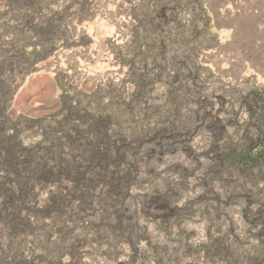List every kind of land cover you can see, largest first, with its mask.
Instances as JSON below:
<instances>
[{
    "label": "rangeland",
    "instance_id": "rangeland-1",
    "mask_svg": "<svg viewBox=\"0 0 264 264\" xmlns=\"http://www.w3.org/2000/svg\"><path fill=\"white\" fill-rule=\"evenodd\" d=\"M9 150L0 264H264V0H0Z\"/></svg>",
    "mask_w": 264,
    "mask_h": 264
},
{
    "label": "trees",
    "instance_id": "trees-1",
    "mask_svg": "<svg viewBox=\"0 0 264 264\" xmlns=\"http://www.w3.org/2000/svg\"><path fill=\"white\" fill-rule=\"evenodd\" d=\"M5 123H6V121L3 122V126L1 127V129H3V127L5 126ZM108 123H109L108 119H105V120L100 121L99 123H97V125L95 127L96 133L94 134L95 138H96V143H95L96 145H98L102 140H104L105 145H106V143H108L106 138H104V134H103V129L106 127V125H108ZM13 138L14 139H13L11 144L13 146H15V147L19 146V143L17 141H15L16 137H13ZM70 141L72 143H75L73 139H70ZM56 143L59 145V141H56ZM56 150H58V149H56ZM107 150H108V146H104V150H101V153L96 154L91 149V152H90L91 159H93L97 155V162L96 163H98V161H104L103 163H105L104 159L108 155V151ZM112 151L116 152V151H118V149L116 147H114L112 149ZM121 152H122V150H120V153ZM4 156H5V161H0V168L5 166L10 171H12L14 173H17V174H20L19 171H18V165H19L20 162L26 161V164L23 167L24 170H25V175H23V177L27 176V177L33 178L36 173H40L41 172L42 173V179L43 180L47 179V174H49V171L46 172V170H43L44 162L41 161L40 162V164H41L40 166H38V164H33L31 162L33 156L24 155V157L18 158V156H16V154H14L13 150H9ZM62 167H64L66 169L64 164H62ZM59 170H61V168H59L58 171ZM20 172H22V170H20ZM23 185L24 184H22V187H23ZM3 189L4 188H3L2 184H0V191L3 190ZM13 200H15V199H13ZM7 223H9V222H7ZM19 231H20V227L18 226V224L13 223L10 226V232L13 235L18 233Z\"/></svg>",
    "mask_w": 264,
    "mask_h": 264
}]
</instances>
